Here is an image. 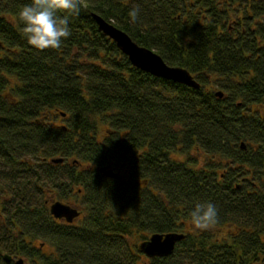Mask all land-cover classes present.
<instances>
[{
	"label": "trees",
	"instance_id": "obj_1",
	"mask_svg": "<svg viewBox=\"0 0 264 264\" xmlns=\"http://www.w3.org/2000/svg\"><path fill=\"white\" fill-rule=\"evenodd\" d=\"M29 3L0 0V264L5 240L25 234L56 247L45 264H264V118L255 114L264 103V0H86L69 16L62 46L43 51L28 44L18 19ZM94 12L201 86L132 65ZM104 165L119 177L102 173ZM246 167L263 177L261 229L231 236L225 228L219 237L248 213L237 193ZM76 185L79 222L55 220L46 198ZM202 201L218 209L208 231L190 223ZM168 232L187 235L173 254L139 249Z\"/></svg>",
	"mask_w": 264,
	"mask_h": 264
},
{
	"label": "water",
	"instance_id": "obj_2",
	"mask_svg": "<svg viewBox=\"0 0 264 264\" xmlns=\"http://www.w3.org/2000/svg\"><path fill=\"white\" fill-rule=\"evenodd\" d=\"M92 16L99 29L115 41L118 48L128 56L135 67L157 77L179 82L195 89L201 86L187 68L168 64L156 51L137 43L126 31L100 14L94 12ZM216 94L222 97L223 91H218ZM52 161L63 162V158H53ZM100 171L110 177H119V173L115 172L110 165L102 166ZM50 212L55 218H66L68 222H72L80 214L77 207L59 200L51 204ZM185 237L186 235L182 232L154 233L139 245V249L149 257L169 256L174 253L176 244ZM4 257L7 260L11 258L8 254ZM21 261L19 260L18 263Z\"/></svg>",
	"mask_w": 264,
	"mask_h": 264
},
{
	"label": "clouds",
	"instance_id": "obj_3",
	"mask_svg": "<svg viewBox=\"0 0 264 264\" xmlns=\"http://www.w3.org/2000/svg\"><path fill=\"white\" fill-rule=\"evenodd\" d=\"M86 0H31L18 12L22 32L27 42L37 51L59 49L71 35L69 16L77 17ZM59 13H65L60 18ZM140 9L133 7L128 12L130 23L136 24ZM190 223L195 230L208 231L218 223V209L212 202L202 201L193 205Z\"/></svg>",
	"mask_w": 264,
	"mask_h": 264
},
{
	"label": "flooded vegetation",
	"instance_id": "obj_4",
	"mask_svg": "<svg viewBox=\"0 0 264 264\" xmlns=\"http://www.w3.org/2000/svg\"><path fill=\"white\" fill-rule=\"evenodd\" d=\"M255 114L258 116L257 118L261 119L264 118V103L261 102V110L258 109L257 111H255ZM254 116V115H253ZM255 117V116H254ZM241 147L242 148H247V146L245 145V143H241ZM264 162V161H263ZM262 163V161H261ZM262 171H264V168H261V174ZM257 176V178H256ZM240 180H239V184L237 185V188L239 189V191L237 193L240 194V198H242L244 200V203H246V205H249V207H247L245 209L246 215L244 214L243 217L239 216V220H232V222H230L227 226H222L219 229H221L219 232H217V235H219V237H221L222 234V230L227 228L229 229V234L232 236L238 234V231L236 232V230H240L242 228H250V229H261V221H260V213H261V182L263 181V177L261 176V178H259V174L258 172L253 168V170H251V168L246 167V169L244 171H242V173L240 174ZM81 191V190H80ZM73 192H71V194H73ZM52 196H49V198H46L45 202L47 204V207L50 208V204L51 202H53L54 200H57L55 198L56 193L53 192L51 193ZM62 201V200H61ZM66 202V201H64ZM69 203V202H66ZM71 204V203H70ZM73 205V204H71ZM74 206V205H73ZM78 208V210L80 211V214L77 218H75L72 222H68L66 220V218H61V219H57L55 217H53L55 220H58L59 222H64V223H69V224H73L75 223V221L82 215V211H81V207L79 206H75ZM257 208L258 211H256L255 209ZM248 210V211H247ZM256 212H255V211ZM1 215V213H0ZM259 217V218H258ZM2 222V221H0ZM218 228V227H217ZM215 228V229H217ZM213 229V228H212ZM11 234L16 235L17 231H10ZM26 237H24L23 239H14V238H7L5 241L6 246L4 248H2V259L7 263V264H45V259L48 256H55L57 251H56V247L53 246V244L49 241V240H45L43 238H31V236H29V234H25ZM231 238V237H230ZM39 239H43L41 241H39L41 243L42 246H44L46 244V241L54 247V251H51V253H46L43 252L42 248L38 247L39 242L37 240ZM23 242V243H22ZM24 245V249L23 247L20 246V244ZM12 245V246H11ZM5 254H8L11 256L10 259H5ZM37 254V255H36ZM19 260H22L20 263Z\"/></svg>",
	"mask_w": 264,
	"mask_h": 264
},
{
	"label": "rangeland",
	"instance_id": "obj_5",
	"mask_svg": "<svg viewBox=\"0 0 264 264\" xmlns=\"http://www.w3.org/2000/svg\"><path fill=\"white\" fill-rule=\"evenodd\" d=\"M57 122L61 123L62 119L59 118L57 120ZM99 127H100L99 133H98L99 134V139L102 140L104 138V136L107 135L108 124L102 121L99 124ZM0 185L3 187L2 183H0ZM77 187H81V186L80 185H76V188H75L73 194H70V195H68L66 197L56 194L55 198L57 200L62 199V201L69 202V203L73 204L74 206H78V207L80 206L81 207L82 206V195H81L82 192L80 190H78ZM3 194L6 195L5 192L0 190V198L3 196ZM0 213H1V210H0ZM6 217H7L6 214H4V213L1 214L0 215V221L5 219ZM78 222L79 221H75V224H77ZM41 240H43V239H39L37 241L39 242ZM38 247L42 248L43 252H46V253H51V251H54V247L51 246L47 241H46V244L44 246H42L41 243L39 242ZM139 261L149 262L150 260L143 256V257H141V259H139ZM29 263H26V264H29Z\"/></svg>",
	"mask_w": 264,
	"mask_h": 264
}]
</instances>
